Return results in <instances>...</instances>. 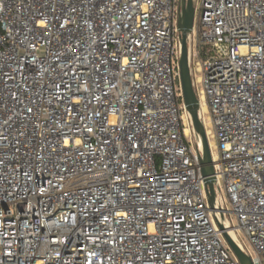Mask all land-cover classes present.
I'll return each instance as SVG.
<instances>
[{
  "label": "built area",
  "instance_id": "2783aa9c",
  "mask_svg": "<svg viewBox=\"0 0 264 264\" xmlns=\"http://www.w3.org/2000/svg\"><path fill=\"white\" fill-rule=\"evenodd\" d=\"M195 1L214 209L182 0H0V264H264V0Z\"/></svg>",
  "mask_w": 264,
  "mask_h": 264
},
{
  "label": "water",
  "instance_id": "95a60500",
  "mask_svg": "<svg viewBox=\"0 0 264 264\" xmlns=\"http://www.w3.org/2000/svg\"><path fill=\"white\" fill-rule=\"evenodd\" d=\"M182 15L178 22V31L180 33V85L183 95V102L186 110L189 112L192 123L193 130L198 139L202 144V157L200 159L201 173L204 178V182L207 188V195L211 207H215V169L212 152L210 149L208 137L204 125L202 124L199 117V105L200 101L197 97L196 91L194 89L193 78L189 65V51H188V35L192 32L194 28L195 21V7L193 0H182ZM222 230H224L221 227ZM223 235L230 245L235 256L239 260L240 264H253L251 258L245 254L233 241L227 231L224 230Z\"/></svg>",
  "mask_w": 264,
  "mask_h": 264
},
{
  "label": "rangeland",
  "instance_id": "374dc122",
  "mask_svg": "<svg viewBox=\"0 0 264 264\" xmlns=\"http://www.w3.org/2000/svg\"><path fill=\"white\" fill-rule=\"evenodd\" d=\"M194 5L197 6V1L194 2ZM198 76H200V75L197 73V74H195L194 78L195 77H198ZM197 87L200 88V86H197ZM191 139H192V142H193L194 147L197 150V148L199 147V139H198V137L196 136V134L193 131H191ZM222 197H223V199L225 201V207H226V209L229 210V211H231L232 210V206H231V204L229 202V199L227 197V194H226L225 190H222ZM228 219L231 222L232 226H237L238 225V220H237L236 215L229 214L228 215ZM237 235L240 238L241 242H243V243L246 242V240H247L246 237H243L242 238V236H241L240 233H237Z\"/></svg>",
  "mask_w": 264,
  "mask_h": 264
},
{
  "label": "bare ground",
  "instance_id": "6f19581e",
  "mask_svg": "<svg viewBox=\"0 0 264 264\" xmlns=\"http://www.w3.org/2000/svg\"><path fill=\"white\" fill-rule=\"evenodd\" d=\"M206 110H207L206 106L204 104H202V112H206ZM187 134H189V131H187ZM199 150L202 151V144H201L200 140H199ZM231 235H232L233 239H235L234 238L235 236H234L232 231H231Z\"/></svg>",
  "mask_w": 264,
  "mask_h": 264
}]
</instances>
